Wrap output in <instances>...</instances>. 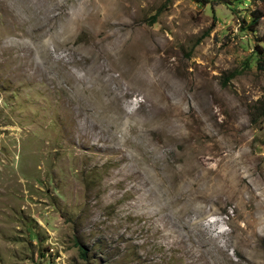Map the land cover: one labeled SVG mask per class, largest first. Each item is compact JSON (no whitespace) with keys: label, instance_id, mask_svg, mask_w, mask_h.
I'll return each mask as SVG.
<instances>
[{"label":"rangeland","instance_id":"374dc122","mask_svg":"<svg viewBox=\"0 0 264 264\" xmlns=\"http://www.w3.org/2000/svg\"><path fill=\"white\" fill-rule=\"evenodd\" d=\"M263 56L264 0H0V264H264Z\"/></svg>","mask_w":264,"mask_h":264},{"label":"trees","instance_id":"16d2710c","mask_svg":"<svg viewBox=\"0 0 264 264\" xmlns=\"http://www.w3.org/2000/svg\"><path fill=\"white\" fill-rule=\"evenodd\" d=\"M257 68L259 70L264 71V56L263 57H258L257 59ZM81 254L84 255L83 250L81 249Z\"/></svg>","mask_w":264,"mask_h":264},{"label":"bare ground","instance_id":"6f19581e","mask_svg":"<svg viewBox=\"0 0 264 264\" xmlns=\"http://www.w3.org/2000/svg\"><path fill=\"white\" fill-rule=\"evenodd\" d=\"M101 93H102V92H101ZM105 147H106V146H105ZM145 154H146V153H145ZM124 156H125V155H124ZM126 158H127V157H126ZM139 158H140V157H139ZM156 158H157V157H156ZM138 160H139V159H138ZM138 160H137V161H138ZM143 160H144V159H143ZM138 162H139V161H138ZM154 166H155V165H154ZM153 168H154V167H153ZM133 169H134V168H133Z\"/></svg>","mask_w":264,"mask_h":264}]
</instances>
